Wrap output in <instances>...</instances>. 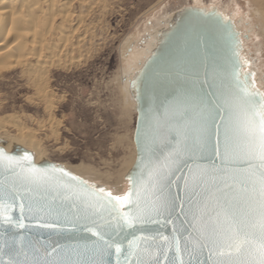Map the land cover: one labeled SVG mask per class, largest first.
<instances>
[{
    "label": "water",
    "instance_id": "95a60500",
    "mask_svg": "<svg viewBox=\"0 0 264 264\" xmlns=\"http://www.w3.org/2000/svg\"><path fill=\"white\" fill-rule=\"evenodd\" d=\"M205 13L207 15H203ZM155 34L153 47L129 78L128 94L135 113L132 131L135 160L124 174L120 189H114L108 183L82 175L62 162L49 158L37 160L35 153L21 144H13L7 149V139L0 136V151L18 159L27 153L31 157L30 164L38 169L47 170L49 177L48 184L37 186L28 183L22 176L16 175L19 168L14 171L12 168L6 169L7 162L0 161V188L15 187L23 197L26 207L31 203L34 209H45L43 212L28 213L25 211L26 226L23 229L9 228L6 231L5 227L0 224V246L6 241H20L22 237L23 251L29 256L32 255L33 247L48 248L50 251L51 248L59 246L62 256L65 250L71 256L73 247L92 246L95 237L85 231L84 226L96 227L92 223L93 220L103 225L112 219L108 211L101 209L99 213L92 215L89 210L87 213L89 218L78 221L75 229L66 225L65 217L85 215L83 199L91 195L93 188H103L113 196H123L131 190L133 182L138 185L143 184L145 187L149 185V171L158 159H162L163 155L170 150L165 145L169 143L174 145L176 139H180L177 135L176 121L166 117L165 113L183 92L201 88L204 91L215 92L227 86L231 79V59L238 58L243 65L240 69L241 73H254L255 87L264 93V87L258 79L253 59L247 52L249 34L239 27L238 19L224 6L212 2L185 3L168 16L167 25ZM197 34L207 36L211 46L207 48L203 44L197 46ZM245 61L247 63L243 64ZM157 120H159V126ZM166 120L167 123H165ZM220 132L219 155L216 150V137L213 135L211 143L206 148L188 152L173 167V172L167 180L168 186L163 193L169 200L175 202L171 215L165 212L162 216L155 217L161 221L159 224L147 223L124 229L116 237L124 249H127L128 242L134 239L141 249L151 246V250L155 252L159 245L168 248V245L160 239V234L168 236L169 240L174 235L187 236L188 231H191V213L195 207L202 205L212 193L217 196L222 195L217 191V188H223L219 177L224 175L225 170L232 175L234 174L233 169L244 167V165L238 160L225 161L223 159V127ZM22 163L25 167L29 166L28 161H22ZM53 169H62L69 175L64 176L62 172L53 171ZM201 173L204 174L207 183L194 181L193 177H199ZM212 176L217 177L215 182L211 180ZM70 177H76V180H71ZM81 181L85 183H79ZM225 191L231 190L225 189ZM159 194L157 192V195ZM77 196L81 198L78 199ZM150 199L151 197L142 199L141 207H148ZM20 202V200L16 201L17 207L14 210L16 218L20 216ZM207 202L211 208L212 201ZM48 208L51 209V213H48ZM119 210L135 213L136 208L135 204H132L125 205ZM165 217L172 223H163ZM47 223H56L57 227H41L42 224ZM174 227L178 230L175 233L173 232ZM140 237H155V240L144 241L139 239ZM181 245L183 246V241ZM16 247L19 245L17 244ZM4 251L7 252V249L5 248ZM167 255L169 260L176 256L174 246ZM181 256L184 261L190 259L189 252H182ZM6 258V256L2 257V259ZM144 258L147 259V256ZM135 259L136 257L132 258L133 264H135ZM159 259L161 264H168L163 254L159 255ZM217 259L220 258L215 256L209 258L208 248H204L191 257L192 264H200L201 261L203 264H214ZM112 261L115 264V255Z\"/></svg>",
    "mask_w": 264,
    "mask_h": 264
},
{
    "label": "snow or ice",
    "instance_id": "6c2138e0",
    "mask_svg": "<svg viewBox=\"0 0 264 264\" xmlns=\"http://www.w3.org/2000/svg\"><path fill=\"white\" fill-rule=\"evenodd\" d=\"M196 43L197 46L203 44L206 48L211 46L209 38L202 34L196 35ZM231 63V79L227 86L215 92L204 91L202 88L187 90L166 111L165 116L176 121L177 135L180 139H176L174 145L170 143L165 145L170 150L162 159H158L149 171L150 183L147 187L133 182L131 190L123 196H113L103 188H93L91 195L83 199L85 215L65 217L66 225L75 229L78 221L89 218L87 214L89 210L92 215L99 213L101 209L108 211L111 220L103 225L93 220L92 223L96 227L84 226L85 231L95 237L92 246L73 247L71 256L66 250L62 256L59 246L51 248L50 251L48 248L33 247L32 255L29 256L23 251L21 237L20 241H6L0 246V264H113V255L115 264H133V257H136L135 264H161L160 254L164 255L168 264H192L191 257L204 248H208L210 259L213 256L220 258L214 264H264V93L256 89L254 73H241L243 65L238 58L231 59ZM157 124L159 126V120ZM221 127L224 142L223 159L238 160L244 165L233 169L232 175L225 170L224 175L219 177L223 188H217V191L222 195L212 193L202 205L195 207L191 213V231L185 229L188 231L187 236L174 235L169 240L168 236L160 234V239L168 248L159 245L155 252L151 250V246L141 249L134 239L129 241L128 248L124 249L122 243L116 239L124 229L147 223L159 224L161 221L155 217L162 216L165 212L171 215L175 202L169 200L163 193L168 186L167 180L173 172V167L183 155L206 148L211 143L213 135L216 137V150L219 155ZM0 161L7 162L6 169L12 168L14 171L19 168V172L15 174L22 176L28 183L37 186L49 183L47 170L31 165V157L27 153L18 159L0 151ZM22 161H28L29 166L25 167ZM53 171L62 172L64 176L69 175L62 169ZM70 179L76 180V177ZM193 179L207 183L203 173ZM211 180L215 182L217 177L212 176ZM157 192L160 194L157 195ZM149 197H151L149 206L142 208L140 201ZM17 200L21 201L19 218L14 216ZM208 200L212 201L211 208ZM132 204H135V213L119 210L125 205ZM25 211L33 213L43 212L45 209H34L31 203L26 207L23 197L15 187L0 188V224L6 231L9 228H25ZM47 211L51 213L50 208ZM163 223L172 221L165 217ZM41 227L56 228L57 224L47 223ZM177 231L174 227L173 232ZM139 239L149 241L155 240V237ZM17 244L19 247H16ZM173 246L176 249V256L169 260L167 253ZM5 248L7 252L4 251ZM182 252H189L188 261L183 260ZM5 256L7 258L2 259Z\"/></svg>",
    "mask_w": 264,
    "mask_h": 264
},
{
    "label": "rangeland",
    "instance_id": "374dc122",
    "mask_svg": "<svg viewBox=\"0 0 264 264\" xmlns=\"http://www.w3.org/2000/svg\"><path fill=\"white\" fill-rule=\"evenodd\" d=\"M81 2L73 0L75 5L70 6L75 30L72 54L53 57V63L52 56L41 57L48 67L45 75L49 73V81L44 85L50 92L49 99L39 98L42 94L33 89L30 73L22 72L24 67L0 71V119H4L0 135L17 133L13 127L16 125L10 122L11 117H16L26 132H34L32 135L46 151V158L70 168L82 164L101 172L119 173L133 155L135 113L123 103V71L133 66L132 56L140 53L137 50L141 48L145 54L153 47L154 32L166 26L168 16L185 3L212 2L232 12L239 27L249 34L247 52L257 64L256 71L261 69L258 74L264 73V0H84L83 5ZM29 57L32 63L36 62V55ZM30 77L32 81L28 80ZM47 106L48 109L53 106L50 109L53 111L49 113Z\"/></svg>",
    "mask_w": 264,
    "mask_h": 264
},
{
    "label": "bare ground",
    "instance_id": "6f19581e",
    "mask_svg": "<svg viewBox=\"0 0 264 264\" xmlns=\"http://www.w3.org/2000/svg\"><path fill=\"white\" fill-rule=\"evenodd\" d=\"M72 1L73 0H0V71H2V70L7 71L8 69H10L12 67L14 68L16 66L24 67L25 70L22 72L24 73L26 71V72L30 73L29 75H31L34 86H35V88H33V89H36V91L38 93L42 94V97H39L42 99H45V98L49 99L48 97H49L50 92H48V90L45 88V85H44L46 81L47 82L49 81V78H48L49 73L47 74L48 77H47V75H45L46 69H48V67H45L44 62H42V61H44V60H42L44 58H41V57H43V54L48 55L49 58L52 56L51 60L49 58H47L46 56H44V57H46L47 59H49L51 61V63H53L52 62L53 57L59 56L61 58L60 55H63V58H64V55L65 56L68 55L71 52V50L74 48V47L72 48L73 40H75L72 38L73 34L75 33L74 26L72 24V15L74 14V12L71 13V9H70L71 7L70 6L75 5V4H72ZM76 1H78V0H76ZM81 1L84 2V0H81ZM84 4H86V3H84ZM82 5H83V3H82ZM164 23H166V25H167L166 21H164ZM80 28H81V26H80ZM252 28H254V27H252ZM157 30H159V29H157ZM78 31H80V29ZM77 33H79V32H77ZM154 33H156V32H154ZM148 35H150V34H148ZM151 35H153V34L151 33ZM151 35L149 36V38L151 37ZM261 35H262L261 38H263V33ZM82 37H84V36H82ZM152 37H151V39H152ZM78 38H79V36H78ZM80 40L78 41V43L81 42ZM260 40H262V39H260ZM152 41H153V39H152ZM263 41H264V39H263ZM150 42H151V40H149L148 45ZM74 46H75V44H74ZM143 46H144V44H143ZM145 46H146V44H145ZM150 46H151V44H150ZM76 47L78 48L79 46H76ZM76 47H75V49H76ZM146 47H145V51H146ZM258 48H257V50H258ZM140 49L137 50L140 52L139 55H138V52L135 53V50H134L135 54L132 56L133 57L132 58L133 66H131L128 69H124V71H123L124 73L122 72L123 73L122 76H124L123 77L124 85L122 86L123 87L122 89L124 91L123 103L129 109L132 108L131 107L132 102H131V100L129 98V94H128L129 78L132 75L133 71L136 69V67L139 65V63L142 61V59L148 53V52H146L144 54L143 53L144 51L142 52V51H140ZM71 54H72V52H71ZM30 55H33V56L36 55V62L33 60L35 63H32L31 58L29 57ZM137 55H138V57H137ZM140 56H142V57H140ZM59 57H58V59H60ZM29 58H30V60H29ZM46 58H45V62L47 61ZM27 59L29 60L28 62H27ZM33 59H35V58H33ZM60 60H63V59H60ZM72 61H73V58H72ZM55 62L56 61L54 60V64H55ZM61 62H59V63L61 64ZM130 63H132V62H130ZM47 64H48V61H47L46 65ZM56 64L59 65L58 60H57ZM256 65H254V66H256ZM55 67H57V66H55ZM49 68H50V63H49ZM52 69H50V70L52 71ZM260 70L261 69H259L258 72H260ZM47 72H49V71H47ZM122 76H121V78H122ZM31 77L28 80H31ZM124 78H125V80H124ZM258 79L263 86L264 85V73H262V74L259 73ZM29 83H30V81H29ZM33 83H32V85H33ZM32 85H30V86H32ZM46 85H47V83H46ZM46 90L48 92V96L43 97V95H47ZM119 90H120V88H119ZM38 93H36V94L38 95ZM122 94H123V92H122ZM38 96H36V97L38 98ZM120 97L123 98V96H120ZM47 101L50 102L51 100H46V103H47ZM50 103H52V102H50ZM51 105H53V104H51ZM48 106H47V109H48ZM50 109H48V111ZM52 111L53 110H50L49 113ZM17 120L19 121V119L18 118L16 119V117L10 118V122L13 123V125H16V126L12 125L14 128L17 129L16 134H14V135L5 134L4 135V133H2L0 135L1 137L7 139V141H8L6 148L7 149L11 148L13 146V144H21V145L27 147L28 149L32 150L35 153L37 160H40L42 158H46L45 157L46 151H44V149L40 147V144L35 139V137H36L35 134L32 135L34 132L33 133H31L30 131L26 132L25 131L26 128L21 127L22 125L20 123H22V122H20V121L17 122ZM2 121H4L3 118H2V120L0 119V128H3V126H4ZM27 131H28V129H27ZM133 149H134V147H133ZM133 151H134V153L129 158L130 160L128 159L127 161H125L124 167L121 169V171L119 173L101 172L100 170H98L95 167L88 166V165L81 166L82 164H80V166H75V167H71V168L74 171H76L82 175H86L92 179H96V180H99L101 182L108 183L114 189H120L122 186L124 174L129 169V167H131V165L133 164V162L135 160V150H133Z\"/></svg>",
    "mask_w": 264,
    "mask_h": 264
}]
</instances>
